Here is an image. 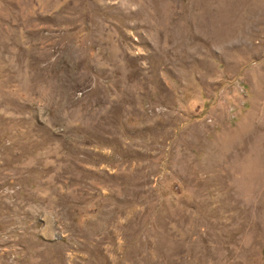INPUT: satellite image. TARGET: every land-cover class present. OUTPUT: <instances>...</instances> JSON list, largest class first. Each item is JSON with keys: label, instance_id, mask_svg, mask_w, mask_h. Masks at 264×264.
I'll use <instances>...</instances> for the list:
<instances>
[{"label": "rangeland", "instance_id": "obj_1", "mask_svg": "<svg viewBox=\"0 0 264 264\" xmlns=\"http://www.w3.org/2000/svg\"><path fill=\"white\" fill-rule=\"evenodd\" d=\"M0 264H264V0H0Z\"/></svg>", "mask_w": 264, "mask_h": 264}]
</instances>
